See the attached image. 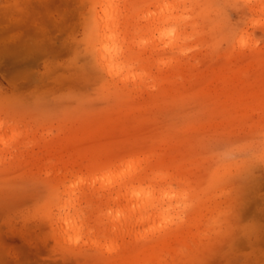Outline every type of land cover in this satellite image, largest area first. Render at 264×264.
<instances>
[{"label": "rangeland", "instance_id": "rangeland-1", "mask_svg": "<svg viewBox=\"0 0 264 264\" xmlns=\"http://www.w3.org/2000/svg\"><path fill=\"white\" fill-rule=\"evenodd\" d=\"M0 22V264H264V0H0Z\"/></svg>", "mask_w": 264, "mask_h": 264}, {"label": "bare ground", "instance_id": "bare-ground-1", "mask_svg": "<svg viewBox=\"0 0 264 264\" xmlns=\"http://www.w3.org/2000/svg\"><path fill=\"white\" fill-rule=\"evenodd\" d=\"M103 6H101V8H102ZM100 13H101V15L100 16H98L99 17V19H102V21H103V16H104V14H105V16H106V11H105V9H102L101 11H100ZM26 15V14H25ZM22 16L25 20L24 21H22L21 20V18H19V20H17L16 21V18H14L12 21L14 22V23H17L18 24V27H20V29H23L24 30V23H26L27 21H30L31 19L29 18V16H28V14L26 15V16ZM101 21V20H100ZM1 23V22H0ZM28 24V23H27ZM110 23H109V20H108V18H107V16L105 17V21H104V26L102 27V31H103V33H105L106 31H107V29L109 28V25ZM102 26V25H101ZM22 27V28H21ZM33 27V26H32ZM15 29H19V28H15ZM27 31V30H26ZM10 33V32H9ZM6 35V33H4V32H0V44H2V43H5L4 42V40H3V38L4 39H6V37H4ZM118 34H116L115 33V35H112V36H110V37H103V35L101 36V37H103L101 40V46H100V49H99V56H100V62H101V64L103 65V68L104 69H106V70H108L110 73H113V72H116V74H121V73H123V71H124V69L128 66V61H127V58L126 57H124V58H122V59H120V61H115V57H116V55H118L119 54V49L118 48H111L110 46H109V41H113V42H115L116 40H117V36ZM39 36V35H38ZM37 36V37H38ZM24 37V36H23ZM23 37H21V38H23ZM26 37V36H25ZM21 38H19V39H21ZM22 41V40H21ZM8 42V41H7ZM23 42V41H22ZM25 42V41H24ZM12 43V42H11ZM172 42H170V43H168V44H171ZM23 44V43H22ZM175 44V43H174ZM174 44H173V46H174ZM112 45H116V44H112ZM176 45V44H175ZM179 45H181V44H179ZM178 45V46H179ZM170 47H172V45L170 46ZM1 48V47H0ZM13 48V47H12ZM112 49V50H111ZM112 52H111V51ZM1 51V50H0ZM111 53H113V54H111ZM111 54V55H110ZM147 204V203H146ZM135 206V205H134Z\"/></svg>", "mask_w": 264, "mask_h": 264}]
</instances>
